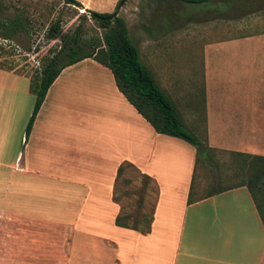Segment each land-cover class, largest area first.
<instances>
[{
	"label": "crops",
	"instance_id": "1",
	"mask_svg": "<svg viewBox=\"0 0 264 264\" xmlns=\"http://www.w3.org/2000/svg\"><path fill=\"white\" fill-rule=\"evenodd\" d=\"M201 45L208 147L264 158V29ZM102 69L62 70L28 134L30 82L0 69V264H264V200L195 181L189 203L195 148L155 132Z\"/></svg>",
	"mask_w": 264,
	"mask_h": 264
},
{
	"label": "rangeland",
	"instance_id": "2",
	"mask_svg": "<svg viewBox=\"0 0 264 264\" xmlns=\"http://www.w3.org/2000/svg\"><path fill=\"white\" fill-rule=\"evenodd\" d=\"M76 1L81 8L66 5L63 0H0V69L24 74L33 82L45 60L62 45L59 39H48L52 25L59 22L63 39L78 31L85 42H90L101 35V30L86 10L113 13L117 9L131 41L140 51L142 63L177 107L184 127L205 145L201 44L213 38L264 29V0H209L202 5L178 0H117L112 7L111 0ZM6 19H16L24 27L17 25L9 33L3 26ZM8 33V39L4 38ZM102 70L107 74L100 76V82L115 87L109 70ZM75 72L77 66L69 73ZM56 91L57 87L53 88L48 103H57ZM233 162L232 156L217 151L210 161H201L196 172L199 193H205L208 183L234 184L243 175L247 179L245 170H237ZM135 174L130 173L132 183L128 187L132 200L138 196ZM133 206L129 205L130 212Z\"/></svg>",
	"mask_w": 264,
	"mask_h": 264
},
{
	"label": "trees",
	"instance_id": "3",
	"mask_svg": "<svg viewBox=\"0 0 264 264\" xmlns=\"http://www.w3.org/2000/svg\"><path fill=\"white\" fill-rule=\"evenodd\" d=\"M63 1L66 5L82 7L76 0ZM178 1L195 5L209 2V0ZM86 12L97 28L101 30V35L92 41L85 42L78 31L69 39H63L59 22L52 25L48 31V39H59L62 45L58 52L45 60L39 71V76L34 78V81L29 85V90L34 96V106L27 124L26 134L31 131L33 121L46 94L61 71L83 60L92 59L110 71L117 90L155 132L181 139L195 148L197 154L195 168L201 161H210L216 150L209 148L207 142L202 145L200 140L184 127L175 104L159 87L151 71L140 61L138 48L131 41L128 27L124 19L117 15V9L113 13H97L89 10ZM15 20L12 22L10 19H6L7 23L3 25L9 33L17 25L18 28L24 27L23 23ZM9 33L4 38L8 39ZM229 155L233 157V165L237 170L242 173L245 170L248 174L247 179L243 175V178L241 177L242 179L234 184L212 185L206 189L207 196L244 186L248 189L256 205L260 206L264 200V158L236 153ZM195 181L196 170L189 192V203L193 200ZM261 217L264 223L262 214Z\"/></svg>",
	"mask_w": 264,
	"mask_h": 264
},
{
	"label": "water",
	"instance_id": "4",
	"mask_svg": "<svg viewBox=\"0 0 264 264\" xmlns=\"http://www.w3.org/2000/svg\"><path fill=\"white\" fill-rule=\"evenodd\" d=\"M123 3H124V1H123ZM123 3H122V4H123Z\"/></svg>",
	"mask_w": 264,
	"mask_h": 264
}]
</instances>
